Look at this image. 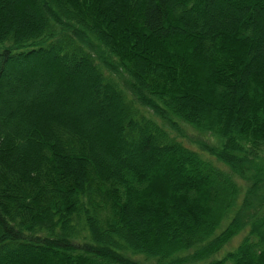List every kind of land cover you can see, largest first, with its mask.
<instances>
[{"label":"trees","instance_id":"trees-1","mask_svg":"<svg viewBox=\"0 0 264 264\" xmlns=\"http://www.w3.org/2000/svg\"><path fill=\"white\" fill-rule=\"evenodd\" d=\"M263 37L264 0H0V264H264Z\"/></svg>","mask_w":264,"mask_h":264},{"label":"rangeland","instance_id":"rangeland-1","mask_svg":"<svg viewBox=\"0 0 264 264\" xmlns=\"http://www.w3.org/2000/svg\"><path fill=\"white\" fill-rule=\"evenodd\" d=\"M178 138L186 145L200 151L205 156H207L209 152L207 148L217 144V140L213 135L209 133H199L190 126H182V130L180 131ZM239 239L240 236L234 237V239L230 242V245H226L224 248H222V250L216 254V257H221L225 250L232 248L239 241Z\"/></svg>","mask_w":264,"mask_h":264}]
</instances>
